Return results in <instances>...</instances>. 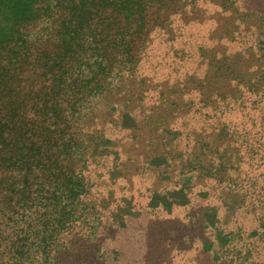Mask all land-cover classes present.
<instances>
[{
    "label": "rangeland",
    "instance_id": "1",
    "mask_svg": "<svg viewBox=\"0 0 264 264\" xmlns=\"http://www.w3.org/2000/svg\"><path fill=\"white\" fill-rule=\"evenodd\" d=\"M93 1L67 96L97 208L78 264H264V0ZM56 10L28 27L31 60L57 44ZM39 229L32 264H64Z\"/></svg>",
    "mask_w": 264,
    "mask_h": 264
},
{
    "label": "trees",
    "instance_id": "2",
    "mask_svg": "<svg viewBox=\"0 0 264 264\" xmlns=\"http://www.w3.org/2000/svg\"><path fill=\"white\" fill-rule=\"evenodd\" d=\"M97 2L127 7L135 0ZM70 4L78 11L74 13ZM95 4L93 0H0V194L6 187L0 207V264L34 262L26 239L28 228L35 224L43 228L39 231L56 236L46 248L62 239L68 250L65 260L78 264L91 256L82 242L85 231H93L89 224L97 208L84 170L72 162L78 139L70 131L75 116L70 106L76 105L67 96L74 83L70 73L79 57V34ZM55 7L60 17L57 44L31 60L27 29ZM130 12L134 14V9ZM28 64L43 69L40 81L25 73ZM92 85L89 82V89ZM67 181L70 186H64ZM15 185L19 188L14 200L10 194ZM9 207L16 216L3 215ZM20 242L24 245L17 250ZM92 256L93 264L101 262V256Z\"/></svg>",
    "mask_w": 264,
    "mask_h": 264
}]
</instances>
